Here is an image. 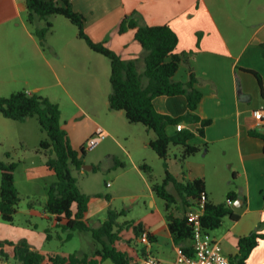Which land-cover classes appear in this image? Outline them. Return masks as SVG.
<instances>
[{
    "label": "crops",
    "instance_id": "obj_1",
    "mask_svg": "<svg viewBox=\"0 0 264 264\" xmlns=\"http://www.w3.org/2000/svg\"><path fill=\"white\" fill-rule=\"evenodd\" d=\"M227 1L229 10L223 3L212 5V0H70L74 9L85 15V31L90 38L104 42L124 59L139 58L140 72L145 69L144 50L135 39V31L118 32L124 16L136 12L143 23L169 24L177 32V52L183 54L185 60L176 79L188 82L191 74H195L198 78L195 86L203 93L195 113L211 119V123L202 136L196 131L200 122H183L196 133L190 143L203 148L183 160L175 154L168 163L179 180L203 178L209 201L224 202L229 192H235L231 206L241 215L240 219L233 221L225 217L219 228L210 231L230 258L238 251L239 237L249 234L261 223L264 232V141L249 134L250 130H260L264 126L253 115L254 110L264 107V0ZM254 1L257 4H253ZM24 13L25 0H0V26L21 18ZM24 31L29 38L38 39L27 27ZM253 71L260 75L261 83ZM155 106L173 117L188 112L185 95L160 96L155 99ZM104 130L111 135L108 129ZM168 132H176V126L168 127ZM143 147H150L149 142H144ZM135 165L142 172L140 165ZM39 169L54 173L47 167L46 158ZM92 211L90 204L88 216ZM175 214L181 216L183 213L175 209ZM142 223L151 234L145 247L140 250L124 245L121 248L128 250L139 262L147 256L173 262L178 245L165 215L158 224L154 221ZM154 243L159 249H154ZM185 244L192 246V240ZM7 251V260L13 259L15 264H20L13 257V250ZM44 264H48L47 260ZM246 264H264V240L254 248Z\"/></svg>",
    "mask_w": 264,
    "mask_h": 264
},
{
    "label": "rangeland",
    "instance_id": "obj_2",
    "mask_svg": "<svg viewBox=\"0 0 264 264\" xmlns=\"http://www.w3.org/2000/svg\"><path fill=\"white\" fill-rule=\"evenodd\" d=\"M212 1V5L223 3L229 10L227 0ZM49 20L53 28L43 45L38 37L37 42L29 38L24 27L34 32L36 26L43 27L46 21L31 25L24 13L21 18L0 26V96L24 90L60 104L62 126L72 146L75 149L85 147L84 164L80 169L73 168V174L80 189L91 195V226H100L109 209L125 211L119 216L121 223L162 222L166 202L153 191V184L161 183L166 176L164 159L151 147H143L144 142L155 138V133L142 123L130 122L124 110L110 109V59L92 50L78 36V27L66 16L55 14ZM147 82L144 76L143 83ZM99 127L108 129L111 135L108 134L95 148L88 149L86 143ZM46 138L47 133L36 116L18 121L0 113V159L18 163L15 181L20 193L14 220L5 221L0 216V243L3 242L5 251L13 250V245L7 241L27 240L48 252L92 255L101 245L91 231L77 230L71 239H66L67 232L56 226V220L46 212L49 186L56 180L55 173L39 169L47 157L40 147ZM169 154L172 158L175 154L180 158L179 146L171 144ZM117 161L124 165H118ZM136 163L140 166L149 164L151 175L144 169L141 172ZM168 189L176 193L173 184ZM174 206L183 213L180 197ZM145 244L133 228L123 231V239L119 242L120 247L128 245L140 250ZM154 249H159L157 243H154ZM164 249L169 251L166 244ZM0 264L15 262L0 256ZM99 264L115 263L107 259Z\"/></svg>",
    "mask_w": 264,
    "mask_h": 264
},
{
    "label": "trees",
    "instance_id": "obj_3",
    "mask_svg": "<svg viewBox=\"0 0 264 264\" xmlns=\"http://www.w3.org/2000/svg\"><path fill=\"white\" fill-rule=\"evenodd\" d=\"M26 20L31 25L46 21L43 27L36 26L34 34L39 38L41 45L46 36L52 31L53 24L49 17L62 14L78 27V36L86 41L95 52L108 57L111 62L110 82L112 92L109 96V106L112 110H124L130 122L142 123L148 130L155 133V138L149 141L150 147L164 159L166 176L161 183L153 184V191L166 202L165 218L168 227L177 245L183 246L191 254V245H186L192 240V225L186 213L195 205L202 192H205L203 178L192 181L179 180L169 167L170 145L182 148L180 159H185L199 152L203 146L190 143L195 131L185 127L173 134L168 132V127L179 123L200 122L196 131L204 135L205 128L211 123L209 118H201L195 113L203 98V93L195 85L198 78L191 74L188 82L175 79L181 63L185 60L183 54L177 52L179 36L169 24L148 25L143 23L136 12L124 16L118 26L120 34L129 29L135 31V39L142 45L145 69H138L139 58L124 59L121 55L107 46L104 42H96L85 31L86 17L74 9L70 0H25ZM254 72V71H253ZM254 74L261 83V77ZM148 79L143 83V77ZM185 95L187 98L188 112L173 117L160 112L155 106V99L160 96ZM0 113L13 120L25 121L28 117L36 116L42 129L46 131L47 138L43 139L40 147L46 154V165L54 171L56 180L49 186L48 199L45 205L46 212L56 220V226L67 232L66 239L74 236V231H91L94 239L101 245L92 255L59 253L45 255L35 249L27 240L18 243L7 241L13 245V257L20 264H99L111 259L115 264H140L135 257L119 246L123 239V231L133 228L136 236H141L147 231L142 222L132 224L119 222V216L125 211L109 209L107 218L98 227L89 223L91 195L83 192L73 168L80 169L84 164L85 148L75 149L70 141L67 131L62 126V111L60 104L49 97L35 92L28 93L20 90L9 96H0ZM249 134L264 141V126L260 130H250ZM264 150V147H263ZM10 157V152H7ZM118 165H124L117 161ZM18 166L16 161L0 159V216L5 221H13L20 201V193L15 181V171ZM141 169L150 172L152 167L141 164ZM152 177V176H151ZM173 184L176 193L169 191L168 186ZM100 196V195H98ZM234 191L228 193L227 200L221 203L208 201L202 215L203 226L208 230L219 228L225 217L238 221L241 215L231 206L235 198ZM178 197L183 202V214H175ZM110 199V195L107 196ZM263 223L247 235L239 237L238 251L230 257L231 264H246L251 252L264 240L262 231ZM148 236L151 239L149 231ZM51 234H48V238ZM0 243V256L8 259L9 253Z\"/></svg>",
    "mask_w": 264,
    "mask_h": 264
},
{
    "label": "built area",
    "instance_id": "obj_4",
    "mask_svg": "<svg viewBox=\"0 0 264 264\" xmlns=\"http://www.w3.org/2000/svg\"><path fill=\"white\" fill-rule=\"evenodd\" d=\"M253 115L258 122L264 124V107L254 110ZM176 128L182 130L185 125L179 123ZM106 136H108V132L99 127L96 133L88 139L86 146L88 149H93ZM208 201V194L202 192L195 205L189 208L186 213L192 225L191 254L187 253L183 246L178 245L176 258L173 262L167 263L154 256H147L142 259L140 264H231L230 258L223 252L221 243L211 235L210 230L203 226L202 215ZM140 239L145 243L149 242L148 232L143 231Z\"/></svg>",
    "mask_w": 264,
    "mask_h": 264
},
{
    "label": "water",
    "instance_id": "obj_5",
    "mask_svg": "<svg viewBox=\"0 0 264 264\" xmlns=\"http://www.w3.org/2000/svg\"><path fill=\"white\" fill-rule=\"evenodd\" d=\"M86 166V165H85Z\"/></svg>",
    "mask_w": 264,
    "mask_h": 264
}]
</instances>
